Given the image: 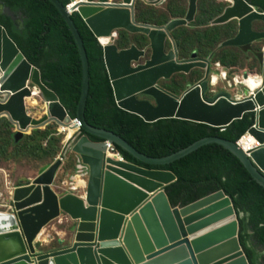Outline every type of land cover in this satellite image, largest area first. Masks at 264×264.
I'll use <instances>...</instances> for the list:
<instances>
[{
    "label": "water",
    "instance_id": "95a60500",
    "mask_svg": "<svg viewBox=\"0 0 264 264\" xmlns=\"http://www.w3.org/2000/svg\"><path fill=\"white\" fill-rule=\"evenodd\" d=\"M67 23L82 62V92L76 119L81 135L70 143L69 150L88 172L83 195L55 191L54 184L62 159L56 161L28 185L13 191L12 205L0 210V264H251L240 244L238 214L233 202L223 191H217L185 206H172L166 189L176 176L165 170L143 168L126 160L116 162L106 155L109 145L117 146L142 164L165 166L180 160L208 144H216L233 154L251 177L264 188V46L256 51L253 45L264 42V31L256 32L254 23L264 24V12L245 0H216L228 7L210 26L237 21V34L219 48L238 47L251 53L258 63L263 85L246 91L242 97L223 92L206 97L212 85L213 53L199 58L195 53L180 60L176 47L166 51L171 33L180 26L196 27L198 0H188L184 18L165 26L138 23L134 5L138 0H86L68 10L57 0H48ZM166 0H154L159 5ZM74 10L98 39L108 38L102 46L103 60L113 89L116 105L142 118L147 123L178 119L226 128L247 114L254 115V125L247 131L259 146L246 154L237 142L217 137L201 139L164 158H151L138 152L112 132L88 125L84 111L89 93V65L82 39L73 24ZM8 14L18 28L22 24L16 13L0 3V15ZM119 30L144 35L151 54L131 45L120 49L114 43ZM194 69L205 71L203 79L176 96L159 85L176 74L188 75ZM246 76V75H245ZM28 81L43 91L47 106L40 119L29 116L24 98L30 95ZM141 97H145L142 99ZM0 118L14 127V142L28 132L52 123L60 126L71 121L57 94L41 79L0 25ZM91 137L98 140L94 141ZM85 195V196H84ZM77 223L70 246L41 253L38 237L62 215ZM229 222L220 228L224 222ZM86 226V228H84ZM210 231V234H205ZM76 238L77 235H82ZM257 253L256 264H263V252Z\"/></svg>",
    "mask_w": 264,
    "mask_h": 264
},
{
    "label": "trees",
    "instance_id": "16d2710c",
    "mask_svg": "<svg viewBox=\"0 0 264 264\" xmlns=\"http://www.w3.org/2000/svg\"><path fill=\"white\" fill-rule=\"evenodd\" d=\"M57 1L66 7L70 0ZM245 1L264 12V0ZM0 3L18 15L22 28L16 27L8 14L0 15V25L25 59L40 71L42 82L57 94L69 116L76 118L82 92V62L67 23L48 0H0ZM71 19L88 59L89 93L84 118L91 127L114 133L147 157L164 158L204 138L237 142L254 125L253 114L226 128H214L178 119L147 123L120 109L115 103L102 46L77 13ZM82 135L86 133L82 131ZM10 139L12 145L19 143L14 142L13 135ZM115 148L130 163L170 171L176 176V182L166 189L172 206H185L223 191L238 214L240 244L250 263L256 264L255 248L264 251V188L233 154L219 145L208 144L171 164L150 166ZM261 261L264 264V255Z\"/></svg>",
    "mask_w": 264,
    "mask_h": 264
},
{
    "label": "rangeland",
    "instance_id": "374dc122",
    "mask_svg": "<svg viewBox=\"0 0 264 264\" xmlns=\"http://www.w3.org/2000/svg\"><path fill=\"white\" fill-rule=\"evenodd\" d=\"M149 1L154 0H138L135 3L136 22L165 26L172 20L184 18L188 10V0H166L159 5H151L147 3ZM113 2L118 1L113 0ZM227 6L226 2L198 0L195 15L196 27L181 26L176 28L171 33V41L166 43V51L172 50V43L177 45L176 50L180 60L189 59L194 53L199 58H208L213 53L212 86L208 88L206 94L208 98L223 92L242 96L246 89L241 85L252 91L262 85V79L258 77L260 76L258 63L251 54H245L234 47L219 48L223 42L237 34V21L221 26L209 25L223 13ZM253 29L256 32H263L264 24L254 23ZM114 43L120 49L135 45L146 51L147 58L151 54L149 41L141 34L134 35L119 30L115 33ZM263 46L264 42L262 41L254 44L253 48L260 51ZM204 75V70L195 69L188 75L176 74L169 80H162L159 85L162 89L181 96L188 87L198 83ZM235 75L241 76V84H234ZM250 83H254V85H250ZM256 83H260V85H256ZM32 94L25 100V108L30 116L40 119L45 114V106L38 90ZM59 129L62 130L58 125L52 123L41 129L28 132L19 143L12 145L10 137L15 133V129L6 118H0V209L8 210L12 205L13 191L18 187L28 185L35 177L45 172L58 157L62 158L60 168L62 169L66 164L71 173L68 175L64 173L65 177L56 179L54 184L56 192L60 191L61 184L65 190L62 192H70V189L73 188L71 184L75 183L77 176L82 178L84 185L86 184L88 172L84 171L79 174L80 164L77 162V158L69 160L72 157L69 150L70 143L75 142L78 138L75 137L68 142L67 140L70 138L68 133L63 130L61 132ZM64 172L69 171L65 169ZM64 179L66 180L63 181ZM71 191L73 194L82 195L81 190ZM76 229L77 223L63 214L43 230L39 252L48 253L70 246Z\"/></svg>",
    "mask_w": 264,
    "mask_h": 264
},
{
    "label": "bare ground",
    "instance_id": "6f19581e",
    "mask_svg": "<svg viewBox=\"0 0 264 264\" xmlns=\"http://www.w3.org/2000/svg\"><path fill=\"white\" fill-rule=\"evenodd\" d=\"M75 1V0H74ZM113 0H109V2H112ZM229 3L231 2V0H227ZM101 43L103 44V45H108V43H110V40L108 39V38H101ZM220 64V63H219ZM258 77H261V79H262V85H263V78H262V75H261V73H260V76H258ZM211 80H212V75H211ZM211 80H210V84H211ZM242 83V80H241V76L240 75H235L234 76V84L235 85H238V84H241ZM27 85V87H28V89H29V91H30V95L28 96V97H25L24 98V106H25V100L26 99H28V98H30L31 97V95H33L32 93H36L37 92V90H38V92H39V94H40V97H41V99H42V102L44 103V106H45V110H46V106H47V102H46V99H44V94H43V91L39 88V86L37 85V84H34L32 81H28V83L26 84ZM250 85H254V83H250ZM256 85H260V83H256ZM262 85H261V87H262ZM228 87H230V86H228ZM246 87V86H245ZM260 87V88H261ZM247 88V87H246ZM260 88H258V89H260ZM249 91H252V90H250L249 88H247ZM258 89H256V90H258ZM256 90H254V91H256ZM235 95V94H234ZM236 96V95H235ZM236 97H242V96H236ZM46 113V112H45ZM29 115V114H28ZM45 115V114H44ZM30 116V115H29ZM32 117V116H31ZM60 127V126H59ZM60 128H62V130L63 131H65V132H67L69 135H72L74 132H75V130L76 129H73V128H69V129H66V127L65 126H61ZM60 131H61V129H59ZM62 132V131H61ZM252 143H254V141H253V139L251 138V137H247V138H245V139H243L242 141H240L239 142V147H240V149H242L243 151L245 150V151H247L248 150V148H251V147H253V145H252ZM106 155H107V157L108 158H110V159H112L113 161H116V162H123L121 159H120V157L118 156V155H116L115 153H112L111 151H107L106 152ZM78 177V176H77ZM76 177V178H77ZM80 177V176H79ZM76 178H75V181H76ZM83 181V180H82ZM83 183H84V181H83ZM82 188V187H81ZM74 189V188H73ZM77 191V190H76ZM81 195V194H80ZM82 195H83V193H82ZM85 196V195H84ZM229 222L227 221V222H224L223 224H221V226H219L220 228H223L225 225H227ZM84 228H86V226H84ZM211 232L210 231H207L205 234H210ZM43 235V232H42V234L38 237V239L39 240H41L40 238H41V236ZM81 236H83V234L82 235H77L76 236V238H80Z\"/></svg>",
    "mask_w": 264,
    "mask_h": 264
},
{
    "label": "built area",
    "instance_id": "2783aa9c",
    "mask_svg": "<svg viewBox=\"0 0 264 264\" xmlns=\"http://www.w3.org/2000/svg\"><path fill=\"white\" fill-rule=\"evenodd\" d=\"M85 2H86V0H75V1H74V0H70V1H69V4L66 6V8H67L68 10H71V9L77 7L79 4H82V3H85ZM75 11H76V10H74L73 12H71V14L75 13ZM100 42H101V41H100ZM100 44H101V46H105V45H103L102 43H100ZM61 126H65L66 129H69V128L76 129L75 132H74V134H73V136L70 137V138L67 140L68 142L71 141V140H73V138H75V137H76V138H79V137L82 135V132H81V129H82V128H81V124H80V122H79L76 118H74V119L71 118V121H70L69 124H67V125H60V127H61ZM247 137H251V138L253 139L254 143H252L253 147L248 148L247 151L244 150V152H245L246 154H248L250 151L256 149V148L259 146V143L256 141V139H255L253 136H251L248 132H247L243 137H241V138L239 139V141H237V144L239 145V142L242 141L243 139L247 138ZM67 141H66V142H67ZM107 151H111L112 153H115L116 155H118V156L120 157V159H121L122 161L125 160V159L123 158V156H122V155L116 150L115 146H113V145H109V144H108ZM58 158H60V157H58ZM60 159H62V158H60ZM78 168H79V170H78V173H79V174L84 173L85 169H84L81 165H80ZM74 184H75V183H74ZM74 184H71L72 187L74 186Z\"/></svg>",
    "mask_w": 264,
    "mask_h": 264
},
{
    "label": "crops",
    "instance_id": "0c3cea01",
    "mask_svg": "<svg viewBox=\"0 0 264 264\" xmlns=\"http://www.w3.org/2000/svg\"><path fill=\"white\" fill-rule=\"evenodd\" d=\"M62 131V130H61ZM63 132V131H62ZM73 135V134H72ZM72 135H69L68 134V136L69 137H71ZM72 157H70L69 158V160H71V159H73V160H75V155H71ZM69 160H68V162H69ZM61 169V168H60ZM59 169V171L57 172V175H56V179H58V178H61L62 179V176H64L65 177V174L64 173H66L67 175L68 174H70L71 173V170H69L68 168H67V166H66V164L62 167V169L60 170ZM65 169H66V171H69V172H64L65 171ZM66 179H64L63 181H65ZM56 181V180H55ZM80 187H82V188H80ZM84 187H85V185H84V183H83V181H82V178L81 177H77L76 178V181H75V184H74V186H73V188L72 189H70V192H73V191H71V190H81L80 191V193H84ZM58 189V188H57ZM59 189H60V191H65V190H63V186H62V184H61V187H59ZM58 191V190H57ZM80 195V194H79ZM0 210H4V211H7V210H5V209H0Z\"/></svg>",
    "mask_w": 264,
    "mask_h": 264
},
{
    "label": "flooded vegetation",
    "instance_id": "af4514ba",
    "mask_svg": "<svg viewBox=\"0 0 264 264\" xmlns=\"http://www.w3.org/2000/svg\"><path fill=\"white\" fill-rule=\"evenodd\" d=\"M198 3V2H197ZM228 7V6H227ZM225 10V9H224ZM224 12V11H223ZM181 27V26H180ZM183 27H187V26H183ZM178 28V27H177ZM188 28H195V27H188ZM175 30V29H174ZM173 32V31H172ZM235 36H233V38H234ZM232 39V38H231ZM175 45V44H174ZM175 47H176V49H177V45H175ZM234 48H236V47H234ZM263 48V47H262ZM173 49V48H172ZM237 49H239L238 47H237ZM240 50V49H239ZM168 52V51H167ZM147 54V53H146ZM248 54H251V53H248ZM252 55V54H251ZM253 56V55H252ZM195 70V69H194ZM193 71V70H192ZM191 71V72H192ZM190 72V73H191ZM205 72V71H204ZM203 79V78H202ZM162 81V80H161ZM160 83V82H159ZM142 99H144L145 97H141Z\"/></svg>",
    "mask_w": 264,
    "mask_h": 264
},
{
    "label": "clouds",
    "instance_id": "9594fccd",
    "mask_svg": "<svg viewBox=\"0 0 264 264\" xmlns=\"http://www.w3.org/2000/svg\"><path fill=\"white\" fill-rule=\"evenodd\" d=\"M101 45V44H100Z\"/></svg>",
    "mask_w": 264,
    "mask_h": 264
}]
</instances>
